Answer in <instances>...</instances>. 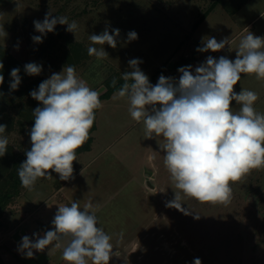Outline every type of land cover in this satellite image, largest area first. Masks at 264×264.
<instances>
[{"label":"rangeland","instance_id":"rangeland-1","mask_svg":"<svg viewBox=\"0 0 264 264\" xmlns=\"http://www.w3.org/2000/svg\"><path fill=\"white\" fill-rule=\"evenodd\" d=\"M213 2L0 0V29L7 33L0 35L2 71L10 65L19 68L25 78L18 90H11L7 69L9 82L0 85V124L7 125L3 135L9 141L6 158L11 165V156L26 160L25 153L31 149L32 112L42 106L29 93L38 90L53 73H60L65 65L74 66L92 89L101 92L102 102L95 110L96 128L89 134L93 138L89 149L76 153L73 178L62 181L49 170L52 179L39 178L31 191L21 189L1 211L0 264H68L62 259V249L49 246L43 252L34 251L32 259L17 249L24 235L35 240L33 233L52 230L58 207L70 206L73 201H78L81 209L91 203L98 227L112 236L113 251L120 255L113 256L109 264H194L196 258L201 264H264V168L254 169L233 183L227 205L201 203L182 194V206L199 214L200 219L184 215L166 206L177 189L159 147L165 141L162 137L146 138L143 122L131 118L127 100L113 99L124 83L122 73L131 70V59L142 61L139 67L155 85L161 74L178 79L180 67L191 65L194 69L208 56L234 60L248 31L264 37V0H248L233 14L221 4L212 9ZM49 11L53 17L75 20V35L66 31L67 25L57 24L41 43L34 42L32 37L42 34L35 30L33 21H43ZM105 28L110 34L112 29H120L115 49L108 44L92 45L89 40V35L100 34ZM130 31H135L138 39L128 42ZM65 36L86 49L103 47L109 57H80ZM205 37L218 41L228 37L231 44L218 52H197ZM30 62L42 65L39 75L25 74L24 65ZM114 78L119 88L103 98ZM242 88L258 94L254 107L264 113V80H257L255 74H241L234 91L239 93ZM231 106L239 109L235 101ZM3 158L0 170L7 161ZM7 164L5 174L10 167Z\"/></svg>","mask_w":264,"mask_h":264},{"label":"clouds","instance_id":"clouds-1","mask_svg":"<svg viewBox=\"0 0 264 264\" xmlns=\"http://www.w3.org/2000/svg\"><path fill=\"white\" fill-rule=\"evenodd\" d=\"M52 13H46L43 21H33L35 30L42 34L33 36L34 42L41 43L57 24L67 25L66 31L75 35V20L69 22L68 17H53ZM0 35H7L4 28ZM119 36L120 29H112L110 34L105 28L100 34L89 35V40L92 45L108 44L115 49ZM136 39L135 31L128 32V42ZM230 44L228 37L220 41L205 37L196 51L218 52ZM87 52L97 60L109 57L103 47L89 46ZM141 63L139 59L128 61L131 70L122 73L124 83L113 99L127 100L128 112L137 123L143 122L146 138H163L165 142L159 147L164 150V165L177 189L166 206L198 220L199 214L182 206V194L201 203L227 205L233 195L231 185L252 170L264 168V113L254 107L258 94L244 88L239 93L234 91L241 74H255L257 80H264V37L248 31L234 60L208 56L194 69L191 65L180 67L178 79L161 74L155 85L139 67ZM3 67L0 62V85L4 83ZM24 70L36 76L42 72V65L30 62ZM19 73V68L11 70V90H18L21 84ZM116 83L114 78L112 86ZM29 94L42 106L32 112L31 149L26 151L17 174L21 186L31 191L39 178L52 179L49 170L59 174L62 181L73 178L77 150L89 139L95 110L102 102L101 92L92 89L74 66L66 65ZM232 101L239 105L238 110L233 109ZM6 128L0 124V157L8 151L9 141L3 135ZM90 209L91 203L81 209L78 201L59 206L52 230L42 235L33 233L35 240L24 235L18 252L32 259L34 251L43 252L51 246L62 249V259L68 264H109L120 253L113 251L112 236L98 227V218ZM194 264H201V260L196 258Z\"/></svg>","mask_w":264,"mask_h":264},{"label":"trees","instance_id":"trees-1","mask_svg":"<svg viewBox=\"0 0 264 264\" xmlns=\"http://www.w3.org/2000/svg\"><path fill=\"white\" fill-rule=\"evenodd\" d=\"M6 3L8 0H5ZM248 0H214V2L211 5V8L213 9L215 5L217 4H221L224 6V8L229 11L230 13H234L236 10H238L244 3H246ZM210 11V10H208ZM208 12H204V14L201 16V19L205 17V15ZM195 25V24H194ZM52 39V43H54L53 38ZM65 40L67 43H72V46L77 50V54L80 57L85 56L86 54H88L87 49L84 48L80 43L78 42H73L72 38L65 36ZM76 54V56H77ZM3 58H0V62H2ZM8 69L9 72H11V70L13 69V67H11L10 65L8 66V68H6L4 71H2V74L4 76V84L6 85L7 82L6 81L8 78L6 70ZM26 74V72H25ZM19 75L21 76V81L23 80V73L20 71ZM115 88H119V86H110L107 90V92H105L102 97L104 98H108L113 92H115ZM95 130V120H94V124L92 126V128L90 129V133L92 131ZM92 141V136H89L88 142H86L85 144H83V146L81 147L82 150H77V153L80 151H86L87 149H89L90 147V143ZM14 154V153H13ZM6 155H4L5 161L7 159V161L5 162V166H3L4 169L0 170V213L1 211L5 208V206L12 200V196L13 195H17L19 194V192L21 191V189H23V187L21 186L20 180L18 178V174H17V170L19 168V165L23 162V158L22 157H16L15 159L12 158L13 156H11V159L13 160V164L11 165L9 158H6ZM6 163H8L7 165L10 166L7 170H8V174H5L6 171Z\"/></svg>","mask_w":264,"mask_h":264},{"label":"crops","instance_id":"crops-1","mask_svg":"<svg viewBox=\"0 0 264 264\" xmlns=\"http://www.w3.org/2000/svg\"><path fill=\"white\" fill-rule=\"evenodd\" d=\"M244 4H245V3H244ZM244 4H243V5H244ZM243 5H242V6H243ZM242 6H241V7H242ZM244 6H245V5H244ZM254 6H255V4L252 5L251 7H254ZM241 7H240L238 10H241ZM238 10H236L234 13H236ZM232 14H233V13H232ZM95 128H96V122H95ZM92 139H93V138H92ZM67 200H68V198H66V201H67Z\"/></svg>","mask_w":264,"mask_h":264},{"label":"water","instance_id":"water-1","mask_svg":"<svg viewBox=\"0 0 264 264\" xmlns=\"http://www.w3.org/2000/svg\"><path fill=\"white\" fill-rule=\"evenodd\" d=\"M15 238H16V239H18V238H19V236H18L17 234H15Z\"/></svg>","mask_w":264,"mask_h":264}]
</instances>
